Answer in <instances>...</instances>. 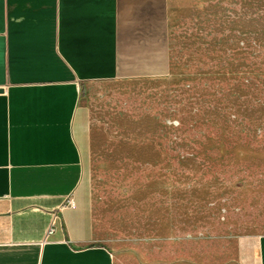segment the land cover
<instances>
[{
	"label": "rangeland",
	"instance_id": "1",
	"mask_svg": "<svg viewBox=\"0 0 264 264\" xmlns=\"http://www.w3.org/2000/svg\"><path fill=\"white\" fill-rule=\"evenodd\" d=\"M174 3L170 76L83 86L80 200L119 264H239L264 235V0Z\"/></svg>",
	"mask_w": 264,
	"mask_h": 264
},
{
	"label": "crops",
	"instance_id": "2",
	"mask_svg": "<svg viewBox=\"0 0 264 264\" xmlns=\"http://www.w3.org/2000/svg\"><path fill=\"white\" fill-rule=\"evenodd\" d=\"M174 4L0 0V264H119L80 200L82 89L170 76ZM256 243L239 264H264Z\"/></svg>",
	"mask_w": 264,
	"mask_h": 264
},
{
	"label": "built area",
	"instance_id": "3",
	"mask_svg": "<svg viewBox=\"0 0 264 264\" xmlns=\"http://www.w3.org/2000/svg\"><path fill=\"white\" fill-rule=\"evenodd\" d=\"M68 205L70 207H74L75 206V201L73 199H69L68 200ZM52 231H53V228L51 227L50 232H52Z\"/></svg>",
	"mask_w": 264,
	"mask_h": 264
}]
</instances>
